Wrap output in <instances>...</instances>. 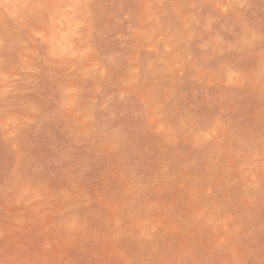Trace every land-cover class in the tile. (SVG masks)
Masks as SVG:
<instances>
[{"label": "rangeland", "instance_id": "rangeland-1", "mask_svg": "<svg viewBox=\"0 0 264 264\" xmlns=\"http://www.w3.org/2000/svg\"><path fill=\"white\" fill-rule=\"evenodd\" d=\"M0 264H264V0H0Z\"/></svg>", "mask_w": 264, "mask_h": 264}]
</instances>
